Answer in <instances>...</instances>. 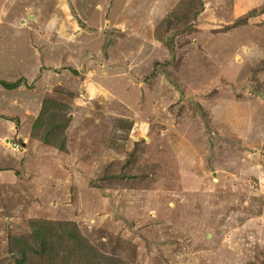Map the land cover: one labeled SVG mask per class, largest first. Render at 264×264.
Listing matches in <instances>:
<instances>
[{"label":"rangeland","instance_id":"374dc122","mask_svg":"<svg viewBox=\"0 0 264 264\" xmlns=\"http://www.w3.org/2000/svg\"><path fill=\"white\" fill-rule=\"evenodd\" d=\"M0 264H264V0H0Z\"/></svg>","mask_w":264,"mask_h":264},{"label":"trees","instance_id":"16d2710c","mask_svg":"<svg viewBox=\"0 0 264 264\" xmlns=\"http://www.w3.org/2000/svg\"><path fill=\"white\" fill-rule=\"evenodd\" d=\"M18 84V82H4V81H0V85L6 89H12L14 88L16 85Z\"/></svg>","mask_w":264,"mask_h":264}]
</instances>
